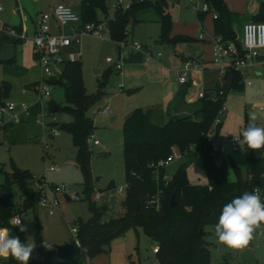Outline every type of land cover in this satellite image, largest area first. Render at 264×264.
Returning a JSON list of instances; mask_svg holds the SVG:
<instances>
[{"label": "rangeland", "instance_id": "rangeland-1", "mask_svg": "<svg viewBox=\"0 0 264 264\" xmlns=\"http://www.w3.org/2000/svg\"><path fill=\"white\" fill-rule=\"evenodd\" d=\"M115 1L106 0L108 17H113L116 13ZM131 2L132 0H125L124 5H130ZM263 2L264 0H228V7L238 9L240 12H235L241 14L240 20L243 18V21H246L258 15ZM58 4L69 6L78 14L82 12V0H0V30L4 23L20 22L22 16L31 24V19L35 16L41 13L51 14L54 6ZM197 10H206L204 0H169L168 13L173 23L169 37L171 42L161 40L159 13L154 8L141 11L136 17L137 23H131L127 29L130 46L127 48L128 55H124L120 49L121 45L107 35L103 40L85 37L82 41V73L88 94L97 93L105 84L104 97L88 114L96 125L93 137L101 142L100 146L89 143L94 193L101 196L98 201L93 200L92 196L89 200L93 201L100 211L102 224L118 221L127 213L126 203L125 207L122 206L127 185L123 131L126 119L136 109H142L151 113L155 124L165 126L166 105L169 100L165 97L164 82L172 93L184 87L179 78L185 70L186 62L190 60L199 61L200 69L188 72L191 87L186 98L192 102L197 101L198 93L218 91L216 86L225 92L226 103L218 135L221 148L219 161L226 165L231 182L239 178L245 181L249 179V154L234 152L227 143L233 137L242 138L241 133L248 125L249 113H255L257 126L264 128V111L259 110L264 107V65L250 68L249 80L237 77L234 79L231 73L221 75L218 67L212 62L214 13H207L201 22ZM99 18L106 20L101 12ZM235 29L236 33L242 36V26L237 25ZM53 32L56 33L55 30ZM28 36L29 38L23 41L8 39L0 47V87L6 83L13 87L7 105L15 103L33 107L39 101V93L34 85L41 82L44 76L34 58L31 34ZM182 38L193 40L187 42ZM134 43L143 46V50H133L131 47ZM147 50L149 54L146 53ZM137 55L139 59L131 60ZM108 58L114 63L123 58L122 78L117 76L115 64L107 62ZM13 59L15 62L9 63ZM200 59H204V62ZM53 70L60 79L64 65H54ZM96 71L100 73L96 74ZM45 79L50 82L48 78ZM49 87L51 97L42 100L40 114L26 117L7 109L3 113L0 112V197L3 196L2 187L13 165L21 170H28L38 180H43L48 187V193H52L56 186H67L71 196L83 195L85 179L75 162L76 149L72 136L60 130L53 133L50 125L54 118L59 124L71 119L64 112L55 114L50 109L51 103L60 108L67 105L65 92L59 85L49 83ZM107 107L111 110L109 116L93 114V110H103ZM111 118L115 120L111 121ZM46 143L51 144L48 149ZM261 153L264 151L255 152L254 156L262 157ZM183 162L184 160H178L169 166L167 175L172 178ZM52 165H57L59 170L50 171ZM187 176L193 185L204 186L208 183L201 160L190 165ZM112 183L115 187L110 189ZM34 187H37L36 183ZM12 199L14 212L21 217L22 225H26L28 230L20 232L19 227L5 229L10 235L18 236L22 243L31 242L36 245L37 238L41 237L43 242L53 243L52 246L69 245L73 242L72 230L77 228L78 220L88 222L92 218L87 199L62 200L54 215H50L40 206L25 211L23 195L16 185L12 189ZM204 230L205 242L212 252L211 264H264V226L254 232L253 239L243 249H229L220 244L214 234V226H206ZM155 248V243L139 228L138 235L131 231L116 239L106 254L89 260L87 264H158ZM36 257L35 248L32 258ZM6 263V258L0 257V264Z\"/></svg>", "mask_w": 264, "mask_h": 264}, {"label": "trees", "instance_id": "trees-1", "mask_svg": "<svg viewBox=\"0 0 264 264\" xmlns=\"http://www.w3.org/2000/svg\"><path fill=\"white\" fill-rule=\"evenodd\" d=\"M209 7L208 12H197L201 22L206 14L213 12L214 31L216 37L226 41L236 40V24L241 19V14L232 12L225 0H204ZM82 16L84 23L101 22L99 12L108 20L110 38L115 43L128 42L127 29L131 23H136L137 15L146 9L154 8L160 15L161 40H169L172 32V17L168 13L169 0H132L131 6L126 10L116 11L113 18L109 19L106 0H82ZM253 22H264V2L260 6L258 15ZM16 29V28H15ZM5 28L0 31V47L9 38ZM17 30V29H16ZM190 42L192 38H182ZM15 60H10L13 64ZM64 89L66 106L60 108L53 103L50 109L54 112L56 107L59 112L70 116V121L63 124L52 123L58 130L72 136L73 146L77 150L75 162L84 174V191L90 203L92 218L85 222H77L78 238L81 248L74 242L69 245L43 247V240H36L37 257L31 258L28 264H87L89 260L104 255L111 248L112 243L119 238L138 229L145 231L146 235L159 247L158 264H211L212 252L205 242L206 226L218 223L219 216L225 204L244 192H254L255 188L261 190V200L264 202V158H258L253 153H248L247 165L249 179L239 178L231 182L228 178L226 165L219 164V153H215L208 133L212 130L221 111L224 110L226 97L217 96L213 100L209 95L190 105H195V111L190 115H169L165 126L161 127L152 120L150 112L136 109L125 121L124 131V167L126 172V215L110 224L101 223V213L89 197L94 194L93 177L91 174V148L90 138L96 130L94 120L88 115L89 111L104 97L103 84L95 94H88L83 80L82 62L67 63L62 76L58 80L50 81ZM35 84L34 86H36ZM191 85H184L178 95L176 103L186 104V96ZM216 89H219L216 86ZM13 87L6 83L0 87V109L7 105ZM40 113L39 106L32 110V116ZM56 114V113H55ZM248 122V120H247ZM220 125L216 128L219 135ZM176 147L182 153L181 164L176 174L167 186L162 181L166 173L160 174V182L153 179L151 165L166 159ZM192 148V150H191ZM180 160V161H181ZM201 160L208 183L204 186L190 183L187 170L191 164ZM238 171V170H237ZM35 183L44 185L43 180H38L30 171L21 170L15 165L7 174L0 197V226L3 228H17L10 221L18 216L14 212L12 199L13 186H17L24 198V210H33L38 206L42 191L35 188ZM112 183L110 189L114 188ZM209 187L212 190L209 191ZM162 190L161 209H147V201ZM176 196V207H171V199ZM85 199V200H86ZM84 251V252H83ZM6 264H18L11 256Z\"/></svg>", "mask_w": 264, "mask_h": 264}, {"label": "built area", "instance_id": "built-area-1", "mask_svg": "<svg viewBox=\"0 0 264 264\" xmlns=\"http://www.w3.org/2000/svg\"><path fill=\"white\" fill-rule=\"evenodd\" d=\"M31 2H38L39 0H28ZM142 1V0H139ZM125 0H116L115 8L116 11L126 10L130 5L125 6ZM1 10V8H0ZM199 10H197L198 12ZM209 7L206 5V10L203 12H208ZM200 12V11H199ZM113 17H110L111 19ZM214 18L217 16L214 14ZM55 22L56 28L59 30L57 34L52 32L51 23ZM110 27L108 20H103L101 22L94 23H84L82 16L76 13L71 7L66 6L64 4L56 5L51 14H39L35 19V31L33 36L31 37L33 43V53L34 58L38 62L41 71L43 73V79L39 82L35 89L39 93V101L33 107H30L27 104H15L10 103L5 107L0 109V112H4L6 109L9 112L24 114L26 117L32 116V110L34 107L39 106L40 112H42V100L45 98L51 97L49 81H46L45 77L50 81L58 80L56 72L53 70V66L57 65H66L67 63H75L81 61V44L85 37H94L98 39H105L106 35L110 37ZM7 35L10 39L16 41H23L29 38L26 30L22 32H18L13 29H9L7 31ZM202 40L203 37L201 36ZM213 44V60L212 62L218 67L221 75L225 76L231 73L234 77L240 79H250L248 70L250 68H254L256 65H264V22H253L250 21L244 24L242 28V36L237 34L236 40L226 41L222 37H216L212 40ZM122 53L124 55H128L127 48L129 46V42H121L120 43ZM133 50L142 51L143 46L139 43H134L131 47ZM148 51V50H147ZM146 53L149 54V51ZM161 56V54H159ZM108 63L113 64V60L111 58L107 59ZM123 58L121 61L115 64V69L117 72H121L123 70ZM200 69V64L197 61H187L185 65V70L181 73L179 82L181 85H186L189 83L188 72L191 70ZM251 84V82H249ZM208 94L206 91H201L198 93V98L203 99L207 97ZM217 96L224 97L225 92L219 88V90L212 96L213 100H217ZM259 110L264 111V107H260ZM224 111V110H223ZM223 111L217 117L215 124L212 130L208 133V138L212 143V148L215 153L221 152V148L218 144V136L216 134V128L218 125L222 124ZM111 110L109 107L105 109H95L93 110V114L109 116ZM40 114V113H39ZM55 115V114H54ZM52 115V116H54ZM52 123H58L55 122ZM43 123V121L41 122ZM51 123V124H52ZM50 124V125H51ZM1 125V123H0ZM52 126V125H51ZM58 128L52 126V132L57 133ZM236 139H242L239 137H233L228 140V145L232 148L234 152H245V153H255V152H263L264 148L259 150L248 149L246 145H240L236 142ZM89 143H93L95 146H100L101 142L95 139L93 136L90 138ZM46 148L48 149L51 144L46 143ZM192 150V148H191ZM183 157L182 153L178 148L173 147L171 154L163 160H160L157 163H153L151 168L153 169V179L156 183L160 182V174L162 171L167 170L169 166H171L174 162L181 160ZM262 158V157H258ZM220 164V162H219ZM50 171L56 172L59 170L57 165H52ZM264 178V173L261 175ZM165 186L171 181V178L165 174L162 178ZM37 189L42 191L41 197L38 202V206L42 209H45L49 212L50 215H54L56 210L58 209L61 201L68 200L72 201L73 199L77 201H82L86 199V196L75 194L71 196L70 189L67 186H56L52 193H48L47 185L44 182L43 186H39L37 183ZM45 189V190H44ZM258 190V194L261 197V190L259 188H255L254 191ZM101 198L100 194L94 193L92 195V199L98 201ZM161 199H162V190H159L157 194L151 197L147 201L146 208L147 209H161ZM17 219H22L20 216L14 217L10 224L14 227H19L15 225V221ZM0 228H3L0 226ZM72 233L74 235V242L78 248H81V242L78 238V230L77 228H73ZM159 247L156 246L154 249V253H158ZM84 252V251H83Z\"/></svg>", "mask_w": 264, "mask_h": 264}, {"label": "clouds", "instance_id": "clouds-1", "mask_svg": "<svg viewBox=\"0 0 264 264\" xmlns=\"http://www.w3.org/2000/svg\"><path fill=\"white\" fill-rule=\"evenodd\" d=\"M256 114L249 113L248 125L242 131V139H236L238 144L246 145L248 149L264 148V128L257 126ZM264 157V153H261ZM212 187H209V191ZM15 225L20 232H26L27 226L17 219ZM264 226V202L258 190L244 192L225 204L214 227V234L218 242L229 249H243L253 239L257 229ZM53 243L43 242V247L51 249ZM35 243H22L18 236L10 235L5 228H0V257L11 256L18 264H28L32 258Z\"/></svg>", "mask_w": 264, "mask_h": 264}, {"label": "crops", "instance_id": "crops-1", "mask_svg": "<svg viewBox=\"0 0 264 264\" xmlns=\"http://www.w3.org/2000/svg\"><path fill=\"white\" fill-rule=\"evenodd\" d=\"M19 1H23V0H18V2ZM24 1H28V0H24ZM29 2V1H28ZM225 2H227V6L229 5V3H228V0H225ZM262 4V3H261ZM55 7V6H54ZM229 9L232 11V12H234V13H237V12H235V11H238V12H240L238 9H236V8H232V7H230L229 6ZM259 10H260V8H259ZM237 14H239V13H237ZM21 16V15H20ZM36 17L37 16H35V18H33V19H31V24L28 22V20L27 19H25L24 18V16H22L21 17V21L19 22H15V23H11V24H8V23H4V26H3V28L0 30V31H2L3 29H5V28H8V29H13V30H16V31H18V32H22L23 30H26L27 31V33H28V35L29 34H31V37L33 36V34H34V31H35V19H36ZM253 20V18L251 19V20H246V21H243V18H242V20H240L237 24H236V26L237 25H241L242 26V28H243V26H244V24H246V23H248V22H250V21H252ZM136 23H137V20H136ZM135 24V23H134ZM236 26H235V28H236ZM16 28V29H15ZM51 28H52V32L55 30L56 31V33L55 34H57L58 32H59V30L56 28V25H55V22H52L51 23ZM235 31H236V29H235ZM54 33V32H53ZM135 59H139V55H137V56H133L132 58H131V60H135ZM196 60V59H195ZM200 61L202 62H204V59H200ZM199 62V61H198ZM200 64V63H199ZM255 68V67H254ZM124 69V68H123ZM118 74H117V76L118 77H120V78H122L123 77V70L121 71V72H117ZM129 77V75L127 74V76H126V78H128ZM233 78L235 79L236 77H234L233 76ZM165 84V85H164ZM164 86H165V90H164V92H165V97H166V99H168L169 101H168V103H167V105H166V111H167V120H166V123L168 122V120H169V113L170 114H172V115H177V116H185V115H190V114H192L194 111H195V105H190V103H192V101H189L187 98H186V104H184V103H176L177 101V98H178V95H179V93L181 92V90H182V88L183 87H180L176 92H174V93H172V92H170V88H168V85H167V83H165L164 82ZM122 85V83H120L119 84V86H121ZM207 92V91H206ZM217 91L216 90H213V91H209V92H207V94L210 96V97H212V96H214V93H216ZM187 97V96H186ZM195 102V101H194ZM99 109H101V108H99ZM129 118V117H128ZM127 118V119H128ZM112 119V118H111ZM126 119V120H127ZM114 120H115V118H114ZM12 125V124H11ZM76 152H77V150H76ZM75 155H76V153H75ZM264 158V157H263ZM6 260H8V257L6 258Z\"/></svg>", "mask_w": 264, "mask_h": 264}, {"label": "water", "instance_id": "water-1", "mask_svg": "<svg viewBox=\"0 0 264 264\" xmlns=\"http://www.w3.org/2000/svg\"><path fill=\"white\" fill-rule=\"evenodd\" d=\"M99 73H100V71H96V74H99ZM58 111H59V108L56 107V108L54 109V113H58ZM111 121H114V118H112ZM122 206L125 207V202H123ZM176 206H177L176 196L174 195V196L172 197V199H171V207H176Z\"/></svg>", "mask_w": 264, "mask_h": 264}]
</instances>
